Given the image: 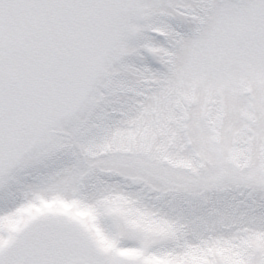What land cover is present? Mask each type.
<instances>
[{
  "label": "snow or ice",
  "instance_id": "obj_1",
  "mask_svg": "<svg viewBox=\"0 0 264 264\" xmlns=\"http://www.w3.org/2000/svg\"><path fill=\"white\" fill-rule=\"evenodd\" d=\"M0 264H264V0H0Z\"/></svg>",
  "mask_w": 264,
  "mask_h": 264
}]
</instances>
